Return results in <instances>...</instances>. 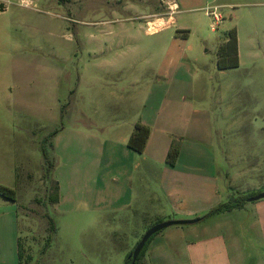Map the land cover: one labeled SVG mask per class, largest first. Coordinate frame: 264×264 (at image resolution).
Returning a JSON list of instances; mask_svg holds the SVG:
<instances>
[{
    "label": "rangeland",
    "instance_id": "374dc122",
    "mask_svg": "<svg viewBox=\"0 0 264 264\" xmlns=\"http://www.w3.org/2000/svg\"><path fill=\"white\" fill-rule=\"evenodd\" d=\"M214 7L222 21L211 31ZM231 29L239 65L218 69L217 46ZM142 119L182 147L180 169L215 173L224 202L243 196L244 163L264 172V0H0V185L16 200L0 199L31 262L124 263L146 232L139 217L90 207H119L121 142ZM41 149L54 164L48 181ZM53 181L55 205L46 197ZM240 216L185 226L205 238L226 219V244L260 254Z\"/></svg>",
    "mask_w": 264,
    "mask_h": 264
},
{
    "label": "crops",
    "instance_id": "0c3cea01",
    "mask_svg": "<svg viewBox=\"0 0 264 264\" xmlns=\"http://www.w3.org/2000/svg\"><path fill=\"white\" fill-rule=\"evenodd\" d=\"M153 118L156 119L159 116L153 114ZM138 122L148 126L150 134L140 154L135 153L126 145L137 121L132 124L121 142L126 147L121 144L123 155L118 159L123 170V176L118 178L119 181L117 179L123 192L122 198L117 201L119 207H102L98 204L92 205L90 210L100 212L116 210L119 213L137 216L139 217L138 228L147 231L155 224L166 221L199 219L224 202L219 191V178L215 173L205 174L198 171L200 169H194L198 167L191 165L190 168H193L191 171L185 168L180 169L178 157L174 166L166 163V154L174 139L164 125L159 126L157 121L145 119ZM181 150L182 147L179 155ZM244 165L249 167L247 171L251 182L246 190H242V193H264V172L256 170V165L252 163L246 162ZM238 179H240L239 176H233L231 182L234 184L238 182ZM60 189L59 186V192ZM250 199L242 208L227 213H217L212 215V218L232 213L241 217L240 215L245 213L247 230L252 242L263 248L260 254H250L247 250H244L243 254L240 251V242L234 239L227 245L224 234L219 231L231 233L232 228L226 225V219H218L213 228L217 230L216 233L205 238L197 236V226H170L176 228L166 230L168 232H160L162 238L159 242L155 246L150 245L146 250L144 255L146 262L153 264L154 259L156 261L162 259L167 264H192V262L196 264H246L251 260L254 264H264V198L255 201ZM60 200L59 194L58 203ZM9 205L6 200L0 199V264H18L17 240L20 237L17 228L18 220L12 212V206ZM199 222L201 221L196 223ZM190 225H195V223ZM160 246L165 249L162 250Z\"/></svg>",
    "mask_w": 264,
    "mask_h": 264
},
{
    "label": "trees",
    "instance_id": "16d2710c",
    "mask_svg": "<svg viewBox=\"0 0 264 264\" xmlns=\"http://www.w3.org/2000/svg\"><path fill=\"white\" fill-rule=\"evenodd\" d=\"M239 65L238 59V43L237 37L234 29L229 30L225 33L224 39L220 42L217 46V67L218 69H231L236 68ZM150 134V128L146 125H143L139 122L135 123L133 129L128 137L127 140V147L134 151L135 153H142L147 139ZM42 157L44 159V178L49 180L51 176V172L54 168L53 161L48 158L47 152L45 149H41ZM179 154L178 146L172 142L169 150L166 154L165 161L170 166H174ZM52 187L47 186V201L51 205H55L59 201V187L56 181H53ZM259 193H248L241 196L239 199H228V201L219 204L218 206L212 208L206 214L199 218V221H203L207 217L217 214V213H226L230 212L235 209H240L244 206V203L249 199L252 198ZM0 196L8 199L10 201L16 200V192L14 189L0 185ZM49 221L51 223V231H55L53 220L49 217ZM155 235V234H154ZM153 235V236H154ZM152 236V237H153ZM152 237L148 239L145 243L143 249L141 250L140 254L138 255L134 264H140V260L144 257L146 252V248L148 243L151 241ZM133 251V250H132ZM127 255L123 264H131V253ZM17 255H18V264H34L31 262V256L27 254L26 256L23 253V245L21 243L20 237L17 240Z\"/></svg>",
    "mask_w": 264,
    "mask_h": 264
},
{
    "label": "water",
    "instance_id": "95a60500",
    "mask_svg": "<svg viewBox=\"0 0 264 264\" xmlns=\"http://www.w3.org/2000/svg\"><path fill=\"white\" fill-rule=\"evenodd\" d=\"M264 198V193L259 194L253 198H251V201H255L258 199ZM199 219H191V220H172V221H166L162 223L155 224L151 228H149L141 237L139 242L136 244L134 247L130 257H131V264H134L138 255L140 254L141 250L143 249L145 243L148 241L150 237H152L154 234L160 232L161 230L168 228L170 226H175V225H190L198 222Z\"/></svg>",
    "mask_w": 264,
    "mask_h": 264
},
{
    "label": "built area",
    "instance_id": "2783aa9c",
    "mask_svg": "<svg viewBox=\"0 0 264 264\" xmlns=\"http://www.w3.org/2000/svg\"><path fill=\"white\" fill-rule=\"evenodd\" d=\"M206 15L212 18V23L210 24V28L211 31H215L222 21L221 14L218 13V9L214 7L213 9L206 10Z\"/></svg>",
    "mask_w": 264,
    "mask_h": 264
},
{
    "label": "bare ground",
    "instance_id": "6f19581e",
    "mask_svg": "<svg viewBox=\"0 0 264 264\" xmlns=\"http://www.w3.org/2000/svg\"><path fill=\"white\" fill-rule=\"evenodd\" d=\"M158 22H160V26H162V21L161 20H158Z\"/></svg>",
    "mask_w": 264,
    "mask_h": 264
}]
</instances>
